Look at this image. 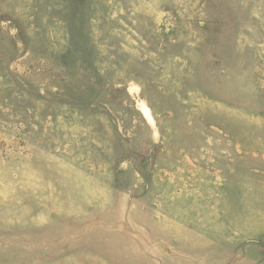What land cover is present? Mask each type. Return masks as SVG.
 Listing matches in <instances>:
<instances>
[{
    "label": "rangeland",
    "instance_id": "rangeland-1",
    "mask_svg": "<svg viewBox=\"0 0 264 264\" xmlns=\"http://www.w3.org/2000/svg\"><path fill=\"white\" fill-rule=\"evenodd\" d=\"M0 264H264V0H0Z\"/></svg>",
    "mask_w": 264,
    "mask_h": 264
},
{
    "label": "bare ground",
    "instance_id": "bare-ground-1",
    "mask_svg": "<svg viewBox=\"0 0 264 264\" xmlns=\"http://www.w3.org/2000/svg\"><path fill=\"white\" fill-rule=\"evenodd\" d=\"M142 109H143V114H144L143 116H145L147 120L152 121V116L149 110L146 107H143Z\"/></svg>",
    "mask_w": 264,
    "mask_h": 264
}]
</instances>
